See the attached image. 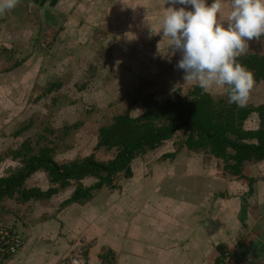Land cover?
<instances>
[{"label":"crops","instance_id":"1","mask_svg":"<svg viewBox=\"0 0 264 264\" xmlns=\"http://www.w3.org/2000/svg\"><path fill=\"white\" fill-rule=\"evenodd\" d=\"M24 1L27 4L24 21H19L18 16L21 14H17L14 8L0 14L1 59L6 57L2 56L1 49L11 50L9 44H2V40L9 43L18 36L29 35L32 38V35H47L57 30L59 36H73L74 41L77 38L75 36H78L79 48L71 51V48L62 49L61 60H45L51 61L52 66H58V69L64 65L67 68L75 67L77 61L92 59L94 64H103L104 72L111 71L117 65L116 60L118 64L125 66L131 61H137L136 66H148L147 63H141L140 57L143 56V51L146 52L143 44L128 48L129 52L116 50L114 45H124V36L136 33L127 29L130 20H138L135 21L136 24H143L148 20L156 28L155 34H159L162 15H165L169 6L167 2L157 5L154 1L150 8L149 1L144 3L146 0ZM27 2L37 4L29 8ZM228 2L229 0H223V10L219 16L222 22L226 21L231 10ZM31 9L34 14L39 15L38 19L40 17L35 24L29 19L33 14ZM99 20L106 28L101 31L100 46L107 45V37L114 29L121 35L122 42L103 49L105 55L98 58L93 48L95 38H92L91 43V38L87 39V36L89 28L98 26ZM26 40L27 38L25 45H22L23 49L28 46L26 44H29V37L28 43ZM253 50L249 46L243 55L252 53ZM5 63L8 64L9 61ZM5 67L8 68L4 73L0 71V97L1 93L6 94L12 80L22 86L26 85L32 73V70H25L21 64ZM55 67H52L51 73L56 70ZM64 71L73 73V70L66 68L60 73H65ZM12 72L16 74L14 77L5 76ZM51 73L49 74L52 75ZM102 73L100 71L101 77ZM140 78L143 77L136 80L139 81ZM189 82L190 85L197 84ZM92 83L88 92H91L92 87L96 89V81ZM102 85L101 98H108L107 92L110 91L106 85ZM55 86L57 89L62 88L57 93L63 95L64 80L56 82ZM207 92L213 97L227 94L215 87ZM50 93L52 94V88L47 92ZM173 95L165 100L172 99ZM75 98L78 101L68 108L80 105L79 95L74 96ZM261 104H264V83L254 81L246 106ZM60 111L62 110L58 113ZM258 127V114L253 112L244 122V128L256 130ZM97 136L98 132L94 133L95 146ZM174 141L176 140L165 141L155 150L135 158L130 166V176L123 177L118 183L114 179L113 187L95 190L89 199L81 202L63 205L75 190L72 185L75 180H70L68 186L59 188L49 198L20 201L17 192L6 195L9 200H13L10 197L15 196L19 199L16 212L20 214L8 219V223L17 233L22 234L24 244L4 264H65L72 250L81 246L84 247L87 264H217L223 251L230 253L228 264H264V159L247 160L240 176L230 175L222 169L223 161L209 154L198 153L193 156L176 153ZM173 152L174 157H164ZM70 153L71 150L63 152L60 159L74 160L75 156ZM159 158L162 161L159 162ZM3 163L1 161L0 166ZM134 163H138L137 170L133 169ZM176 164L183 165L185 169L169 170ZM11 167L12 169L6 168L0 178L9 176L16 166ZM186 180L191 182L188 186L184 183ZM80 182L89 187L96 179L86 177ZM166 183L169 184L164 186ZM51 187H58V184H52L48 173L42 169L31 174L23 183V188L26 189L46 191ZM118 208L121 212L116 210Z\"/></svg>","mask_w":264,"mask_h":264},{"label":"rangeland","instance_id":"2","mask_svg":"<svg viewBox=\"0 0 264 264\" xmlns=\"http://www.w3.org/2000/svg\"><path fill=\"white\" fill-rule=\"evenodd\" d=\"M22 1L23 2L17 3L14 7L17 14H21L18 16L19 21H24V16L27 14L24 13L27 4H25L24 0ZM147 1H149L150 8H152L154 1L157 5L167 2V0H146L144 3L146 4ZM209 3H211V0H209ZM227 5H231V0H229ZM30 12L33 13V10L31 9ZM31 16H33V18H30ZM31 16L29 19L32 20L31 22L33 24L40 19V17L38 19L39 15H37V13L31 14ZM162 17L164 16L162 15ZM135 21L138 22V20ZM135 21L130 20L127 29L136 33L127 35L126 37L124 36V45L122 43L121 46L116 47V45H114L115 47H113L116 50L119 49L129 52L128 48L143 44L146 48V52L143 51V56L140 58H142L141 63L148 64L145 68L139 65L136 66L137 61H131V63L126 64V66L123 64L122 66L118 64L116 60L115 62L117 65L111 68V71L108 70L104 72L105 68L102 66L103 64H94L92 63V59H88L83 62L77 61L75 67L67 68L64 65L62 67L59 66L57 69L58 66H52L49 60H53V58L61 60L60 53L62 49L68 50L71 48L69 49V51H71L79 48L77 43L79 41L78 36H75L77 38L76 41H74L75 39L73 36H59L57 30L51 31L50 34L47 35H32V38L29 35H27V37L22 36L23 38L18 36L17 39H10L11 41L9 43L7 40H2V44H9L11 50L8 49L5 51L1 49L2 56L6 57L0 58V71L4 73L6 68H8L5 67L6 65L12 66L14 64H21V66H24L23 68L25 70H32V73H29L30 79L26 85L22 86L15 80H12L13 82H10L6 94L4 95L1 93L0 154L5 155L11 150L18 149L26 139L36 141L38 136L43 134L46 136V139L42 141V144L54 146L55 153L53 154V158H57L59 160L58 162L54 160L59 164L69 162L67 159H61L63 157L62 153H67L70 150V155H74L75 159H82L93 154L96 160L107 161L115 155V150H95L94 147V133H97L101 126L109 124L114 116L123 113L125 110L128 111L132 117L141 115L145 111L143 99L148 94H153L160 103L168 97H172L173 93L176 92L181 97L187 96L195 85H190L189 80L184 79V73L177 69L176 65L180 59V54L178 52L174 53L170 48V38L161 35L160 31L159 34H155L156 28L154 29V26L149 24L150 22L148 23V20L143 24H136ZM220 21L222 22L221 19ZM93 22H95V20H93ZM97 24L98 26H91L89 28L90 32L88 33L87 39L91 38L92 43V38H95L96 44L93 45V48H95L94 51L99 58L105 55L104 51H102L103 49L109 48V46L114 43L122 42V37L117 33V30L114 29L107 37L109 40L107 45L100 46L99 39L101 38V31L106 30V28L104 29L101 20H99ZM261 37L257 41L253 40L255 43H249L250 49H254L252 53H257L259 55L264 54V37ZM26 38V43L29 42V44H26L28 46L23 49L22 45H25ZM31 40L32 42H30ZM88 42L90 44V40ZM12 52H14L15 55ZM71 53H73V51ZM88 57L91 56L88 55ZM7 61H9L8 64L5 63ZM23 63L24 65H22ZM81 64L84 65L81 66ZM131 64L134 66H131ZM52 67H55L56 70H53L51 73ZM63 68L67 70L71 69L73 73H66L64 71L65 73L61 74L60 72H62ZM20 70L22 69L20 68ZM100 71L103 72L102 76L108 77V79L104 80L103 77L100 76ZM141 71L142 74L140 75ZM13 72L5 76L8 77V75H12L14 77L16 74ZM144 73H147L146 76H142ZM140 76L143 78L137 81L136 78L139 79ZM148 76H151V78L148 79ZM63 80L65 84V88L63 89L65 90L62 95V93H57L59 89L62 88H55V83H60ZM65 80H67V83ZM93 81H96V89L92 87L91 92H88L89 85H92ZM102 84L106 85L110 91L107 92V95H109L108 98H101L103 92L101 90L103 87ZM51 88L52 94H47L48 90H51ZM90 93L91 95H89ZM76 94L80 97V105L74 106V108H68V106L78 101V99H76L77 97L74 99V96H77ZM225 95L227 94L222 96ZM222 96L215 98H221ZM95 98L101 99L98 100ZM225 98L228 99L227 96H225ZM105 102L107 104H104ZM59 110L62 111L58 113ZM76 123H79L77 129H66ZM25 125L29 127L17 136V130ZM46 128L48 129L47 131L45 130ZM44 130L46 133H43ZM185 136V132H180L177 138H174L176 140L174 141V150L176 153L193 156L198 153L207 154L203 151L194 152L180 147L179 141L185 138ZM172 140L173 139H171V141ZM161 158L158 159L159 162L162 161ZM2 161L4 163L3 166H0V174L6 170V168L12 169L11 166H16L14 170L21 166V163L12 159L10 155H6ZM211 165L214 164L212 163ZM138 168V163H134L133 169L137 170ZM183 169H185L183 165L176 164L171 166L169 170L180 171ZM123 177H125L123 174H119L115 177V181L118 183ZM169 183H166L164 186H167ZM184 183L188 186L191 182L190 180H186ZM77 184V181H72L73 186L76 187ZM81 185L85 187L83 183H81ZM181 186L186 187L184 184ZM8 198L7 196H3L0 200V221L9 225L8 219L10 220V218L19 216L20 212H16L17 201H19V199L17 200L18 197H10L13 200H9ZM116 210L121 212L119 208ZM111 214L115 216V214ZM75 250L81 251L84 262L87 264L85 259L86 256H84V247H76L72 251Z\"/></svg>","mask_w":264,"mask_h":264},{"label":"trees","instance_id":"3","mask_svg":"<svg viewBox=\"0 0 264 264\" xmlns=\"http://www.w3.org/2000/svg\"><path fill=\"white\" fill-rule=\"evenodd\" d=\"M237 61L253 74L254 81L264 83V54L241 55ZM143 105L145 111L141 115L132 117L125 110L114 116L109 124L99 128L95 150H115V155L107 161H98L91 154L59 164L53 158L54 146L42 144L46 139L43 134L36 141L26 139L18 149L0 154V162L10 155L21 163V167L13 170L9 176L0 178V200L15 192L20 201L49 198L59 188L68 186L70 180L78 184L63 205L87 200L93 191L104 186L113 187L117 175L130 176V166L135 158L155 150L165 141L177 138L180 132L186 133L185 138L179 141L180 147L194 152L203 151L221 159L224 170L230 175L240 176L247 160L264 159V104L241 108L230 104L227 98L216 99L195 85L187 96L181 97L176 92L172 99L161 103L153 94H148L143 99ZM253 112L258 114L259 127L247 130L244 122ZM78 126L79 123H76L66 129H77ZM28 127L22 126L16 135ZM45 130L43 133H46ZM174 156L175 152L164 155ZM40 169L46 171L50 182L58 184V187L46 191L23 188L25 179ZM86 177H94L96 182L83 187L80 181Z\"/></svg>","mask_w":264,"mask_h":264},{"label":"clouds","instance_id":"4","mask_svg":"<svg viewBox=\"0 0 264 264\" xmlns=\"http://www.w3.org/2000/svg\"><path fill=\"white\" fill-rule=\"evenodd\" d=\"M19 0H0V14ZM160 34L170 38V48L180 54L176 65L184 79L205 92L223 90L228 102L245 107L254 86L253 74L237 58L249 42L264 36V0H231L226 21L219 15L223 0H167Z\"/></svg>","mask_w":264,"mask_h":264},{"label":"built area","instance_id":"5","mask_svg":"<svg viewBox=\"0 0 264 264\" xmlns=\"http://www.w3.org/2000/svg\"><path fill=\"white\" fill-rule=\"evenodd\" d=\"M24 239L10 225L0 221V264H4L23 247ZM230 253L221 252L217 264H228ZM65 264H85L80 250H75L70 254Z\"/></svg>","mask_w":264,"mask_h":264},{"label":"water","instance_id":"6","mask_svg":"<svg viewBox=\"0 0 264 264\" xmlns=\"http://www.w3.org/2000/svg\"><path fill=\"white\" fill-rule=\"evenodd\" d=\"M28 3V7L30 8L31 6H35L37 3L36 2H27Z\"/></svg>","mask_w":264,"mask_h":264}]
</instances>
